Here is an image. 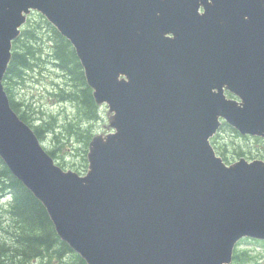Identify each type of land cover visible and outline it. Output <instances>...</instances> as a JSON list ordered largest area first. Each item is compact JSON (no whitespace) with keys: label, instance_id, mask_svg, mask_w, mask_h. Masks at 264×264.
<instances>
[{"label":"water","instance_id":"95a60500","mask_svg":"<svg viewBox=\"0 0 264 264\" xmlns=\"http://www.w3.org/2000/svg\"><path fill=\"white\" fill-rule=\"evenodd\" d=\"M33 11L113 114L85 175L55 163L5 91ZM222 119L264 138V0H0V157L87 264H232L241 239L264 241V162L217 155Z\"/></svg>","mask_w":264,"mask_h":264},{"label":"trees","instance_id":"16d2710c","mask_svg":"<svg viewBox=\"0 0 264 264\" xmlns=\"http://www.w3.org/2000/svg\"><path fill=\"white\" fill-rule=\"evenodd\" d=\"M32 17L28 19L21 36L13 43V57L4 78V86L14 111L34 129L41 140L46 131L55 129L54 125L52 123L45 124L43 127L31 125V118L26 112L19 110L20 105L15 103L10 94L11 85L14 86L19 83L18 80L23 79L24 73L33 68L34 60H40L38 56L42 52L36 45H39L40 40L48 37L47 39L54 42L53 52L56 64L70 75V91H66L63 97L77 103L80 115H84L88 120H91V117L92 121L95 120L98 117V110H96L93 91L86 82L83 67L71 43L45 17L40 14H34ZM225 128L233 130L227 124L223 125L222 130ZM66 131L79 139L85 137L88 145L94 137L89 129H83L82 123L70 124L66 127ZM234 132L239 134L237 131ZM222 148L226 151L225 145ZM48 153L57 161V150H50ZM237 154L243 155L240 152ZM6 197L10 199V202L4 212L1 210L0 203V232H3L0 238V264H35L37 259L42 257L53 262L63 259L69 253L75 255L78 264H87L66 242L61 240L44 205L13 176L0 158V200ZM252 242L264 243V241L255 240ZM259 259H264V255L261 258L240 257L236 248L233 264H261Z\"/></svg>","mask_w":264,"mask_h":264},{"label":"rangeland","instance_id":"374dc122","mask_svg":"<svg viewBox=\"0 0 264 264\" xmlns=\"http://www.w3.org/2000/svg\"><path fill=\"white\" fill-rule=\"evenodd\" d=\"M47 38L40 40L39 45L36 44L42 52L38 56L40 60H34L33 68L24 73L23 79L18 80L19 83L16 85H11L10 94L15 103L20 105L19 110L26 112L31 118V125L37 127H43L49 123L54 125L55 129L46 131L40 141L47 151L57 150L58 159L55 160L57 164L65 171L72 170L85 175L89 166L87 159L89 145L85 142V137L79 139L76 135H69L66 127L70 124L82 123L83 129H89L94 138L105 136L114 132L110 127L113 115L107 105H96L98 117L93 121L92 117L88 120L84 115H80L77 103L63 97L66 91H70L71 78L68 72L56 64L53 52L54 42ZM223 145L226 151L223 150ZM213 147L226 162L233 163L240 158L248 161H264L262 142L256 141L255 138L246 139L229 128L222 130ZM239 152L243 155L237 154ZM9 202L8 197L0 200L2 212L9 206ZM2 236L3 232H0V238ZM252 241H243L237 247L240 257L261 258L264 255V243ZM259 262L264 264V259H259ZM35 264H78V261L74 254L69 253L63 259L53 262L42 257L37 259Z\"/></svg>","mask_w":264,"mask_h":264},{"label":"bare ground","instance_id":"6f19581e","mask_svg":"<svg viewBox=\"0 0 264 264\" xmlns=\"http://www.w3.org/2000/svg\"><path fill=\"white\" fill-rule=\"evenodd\" d=\"M78 101V100H77Z\"/></svg>","mask_w":264,"mask_h":264}]
</instances>
